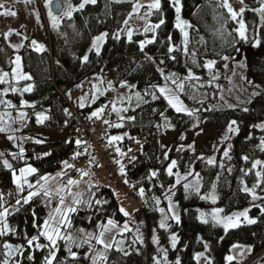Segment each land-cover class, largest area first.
Listing matches in <instances>:
<instances>
[{"label": "trees", "instance_id": "trees-1", "mask_svg": "<svg viewBox=\"0 0 264 264\" xmlns=\"http://www.w3.org/2000/svg\"><path fill=\"white\" fill-rule=\"evenodd\" d=\"M71 1L76 7L81 3V0ZM243 5L244 12L239 17L246 25L245 40L238 37L237 23L231 19L226 9L220 7L219 1L180 0L181 15L191 26L188 27L187 54L184 51L182 33L176 27L175 9L171 0H161V9L154 10L149 19L152 24L163 19L164 24L155 33L133 34L131 42L120 35V31L132 12L133 3L114 0H97L96 4H87L84 9L74 12L72 19L62 18L58 29L48 30V40L44 45L46 50L42 52L34 50L28 41L15 51L0 34V72L9 73L5 78L8 83L0 84V113L9 111L14 118L20 111L27 113L24 120L19 118L13 122L15 139L11 144L12 148L0 146V153L4 154L0 157V211L17 205V210L7 217L10 231L0 236V264L5 259L4 243L23 247V254L17 253L15 256L17 264H44L47 249L29 248L26 237L37 235L38 229L33 225H42L56 206L57 200L40 193L28 204H23V197L32 189L25 186L23 193L19 192L12 179L13 171L30 165L37 169L30 177L33 179L53 173L61 168L62 163L71 161L76 153L74 134H66L63 139L48 140L44 132L55 131L58 135H63L66 130L77 126L76 117L72 113H65L68 105L66 96L92 76L105 73L114 85L131 82L144 96L140 104L126 109L124 119H118L123 127L116 128L114 133L127 132V136L117 142L121 150L136 147L133 151L134 160L126 169V177L139 202L147 230L150 226L157 225L158 205H164L165 197L169 196L180 210L181 221L179 225L160 229L159 242L166 245L170 233H176L179 238L186 240L187 248L181 255V264H194L191 252L203 249L196 243L198 237H202L207 243L208 255L213 264H227L225 257L230 255L234 244L251 246L250 254L259 255L264 261V214L258 206H252L249 212L256 223L241 224L239 228L230 229L227 233L220 226L204 224L198 220V210L204 206L201 196L213 185L218 197L214 207L231 212L248 206L250 196L242 191L244 170L248 169L253 160L264 161V151L259 147L264 135L255 127L264 123V21L253 11L254 0H244ZM104 32L109 35L100 54L96 55L93 50L90 51L92 40ZM153 36L155 42L146 44L141 51L139 43ZM170 45L176 49L172 53L168 52ZM17 55L21 57L22 71L31 75V80L17 82L12 78ZM84 55L89 57L87 62L82 60ZM173 56L175 59L171 58ZM225 56L229 59H223ZM209 60L215 61L219 67L227 63L229 68L234 62L243 61L244 76L258 86V95H254L243 106L226 108L212 107L206 100L192 101L187 85L180 90L178 83L188 71H193L206 80L208 69L204 65ZM173 73L175 76H172ZM165 77L169 79L165 80ZM173 80L176 83H172ZM28 85H33V90L22 92ZM153 86L172 87L193 115L177 113ZM12 88L18 90L13 92ZM4 89H8L6 95L3 94ZM146 92H154L158 98L153 100ZM212 97L210 101L215 100ZM3 101H11L14 107H8ZM21 101L35 107H24ZM107 104L110 105V101L101 97L93 105L79 109L81 113H88L98 105ZM41 112L48 115L49 119L37 123L36 113ZM165 118L172 127L162 126ZM233 120L237 121L234 127H239V133L228 134L229 138L224 139L227 127ZM206 127L215 128L210 140L212 145L209 147L196 148L191 141L172 145L164 141V136L169 131H176L177 135L189 131L197 136ZM177 138L176 140L179 139ZM0 140H8L6 132H0ZM36 140L41 143H35ZM229 144L232 146L231 159L222 154ZM21 147L24 149L23 157L19 155ZM12 154H16L15 158ZM244 156L249 157L247 162L242 159ZM211 157H215L214 165L207 163ZM5 159L12 165L11 169L3 165ZM172 160L177 162L174 172H179L181 177L192 173L178 185L175 183V176L169 177L166 172ZM221 163L223 168L220 167ZM251 169L254 170L252 167ZM152 171H157L158 175L152 177ZM196 173L200 176L199 195L191 189L185 192L183 187L184 183L197 182ZM248 175H244V178L253 183L254 174ZM80 176L81 172L72 167L65 168L61 178L67 181ZM141 188L144 189L143 197L139 194ZM17 199H21L20 204L16 203ZM80 200L82 203L76 205L77 211L69 216L71 226L62 231V234L74 236L77 243L81 244L80 247L73 245L72 248L77 252L78 259L72 261L64 241H58L57 262L92 264L91 256L101 246L95 239L82 243L87 239L86 234H97L99 226L109 219L116 224H122L125 220L114 193L99 180L84 187ZM97 200L101 203L97 204ZM156 200L160 203L157 204ZM79 229H84V233ZM124 237L125 249L117 251L116 247H111L107 250L106 264H152L154 247L151 243L146 246L140 244L131 230ZM40 242L47 244L43 238ZM29 256H32L31 260L28 259ZM232 264L240 263L234 259Z\"/></svg>", "mask_w": 264, "mask_h": 264}, {"label": "rangeland", "instance_id": "rangeland-1", "mask_svg": "<svg viewBox=\"0 0 264 264\" xmlns=\"http://www.w3.org/2000/svg\"><path fill=\"white\" fill-rule=\"evenodd\" d=\"M114 1H117V0H114ZM119 1H130L133 3V5L136 4L137 2H143L145 5H147L150 2V0H119ZM217 1L221 3V0H217ZM70 3L73 6H75L71 0H70ZM230 3L232 4L233 8L237 11L241 7L244 8V5H241L239 3V0H230ZM0 4L3 5V8H0V12L15 11L17 13V15L14 17L0 15V34L5 38V35L9 33V31H11L12 34L8 35L7 38H5V40L13 50L18 51L21 47L17 49V48L12 47V45H23L25 41H28L31 43L32 40H36L38 43L46 45L47 40H48L47 38L48 30L52 28V25L47 16V9L44 7L45 0H31V3H28V4L25 3V0H0ZM260 7H261V4L259 0H254L253 11H255V9H258ZM146 11L147 9L146 7H144V8L139 9L138 14H132V12L130 13L132 14V18L128 20L127 27L133 30V34L151 33V31L147 33H145L144 31L146 22L150 23L149 21L150 16H147V17L145 16ZM255 12L257 16L261 19V15L259 14V12L257 11ZM37 13L39 14V20H37ZM180 17L183 21H186L182 17L181 13H180ZM239 20H241L239 16L237 17V20H234V22L237 23L238 27H239V24H238ZM175 21H176V12H175ZM185 30L188 32L189 30L188 27ZM17 33H19V35H17ZM120 35H123L127 38V28L125 24L120 31ZM24 37H27V39H24ZM183 41H184V36H183ZM93 51L95 52V50ZM244 67H245V64L243 61L234 62L231 68L228 67L227 63L226 64L223 63L222 67H219L217 66V64H215L211 72L209 70L206 71L208 73V78L206 80H203L199 76V74H196L193 71H188L186 75L178 83V87L180 84H183V87L187 85V87L189 88L190 97L192 101L194 102L206 100L210 103L212 107H215V108H226V107H232L236 105L243 106L248 101H250V99H252V97L254 96L253 95L254 92L255 93L259 92L258 86L249 82L244 76ZM189 72H191L195 77H198V79H189L188 78ZM122 83H124L126 86L121 87ZM122 83L118 86L114 85L111 79L109 78L108 74L106 73L102 75H95L91 79H89V81L86 80L85 82H83L82 85H80L78 88H76L74 92H72V94L70 92L66 96V99H68V101L73 103V105L80 108L81 97L84 98V106H91L94 104V102L97 99L103 97L104 100L110 101V104L112 106L111 109H113V105H115L117 109H123V111H119V112L113 111L117 117H123V115L125 116L124 110L128 108H132L140 104L144 100V96L143 94H141L140 91H138L135 88L133 83L131 82H122ZM166 87L169 89V93H168L169 95L177 96L180 99L177 91H175L170 86H166ZM207 87H211V88H207ZM137 93H139V98L137 97ZM72 95H76V96L74 97ZM212 96L215 97L214 101H210V98ZM93 97H95L94 101H93ZM184 106L190 111V109L185 104ZM104 107L105 105H98L92 109V112L97 111L100 108L104 109ZM5 113L10 114V116L5 115L4 116L5 123L0 126H3L6 128L5 132H6L7 138L10 135L14 137L13 122L15 119H19V116L17 114L15 115V118H14L9 111H3L0 113V115H3ZM259 124H262V123H259ZM258 129L261 130L259 127ZM214 132H215V128H212V127H206L202 129L201 133L197 136H194L192 132H189V131L186 133L178 134V135L176 131H169L165 134L164 141L170 145L176 142L191 141L193 142L196 148L209 147L210 145H212L210 143V140L213 137ZM125 133L127 134V132H124V131H116L111 136L125 137L127 136L125 135ZM262 134L264 135V131H262ZM44 135L46 136L48 140L63 139L64 136H66V131L64 132L63 135H58L55 131H46L44 132ZM181 136H183L184 139H181L180 138ZM176 138L178 140H176ZM12 142L13 140H9V139L7 141L0 140V146L10 147ZM113 145L116 146L117 142H114ZM10 148H12V146ZM253 161L249 163L248 169L244 170L243 178L241 180L242 187L246 184L249 188H252V186L257 183V177L255 176V173L256 171H261L262 169L258 166L256 169L252 170L251 167H252ZM69 164H71V161L69 162ZM27 166H24V167H27ZM64 169H65V165L64 163H62L61 168L53 173H47L43 176L35 177L33 179H30L31 175L27 177L28 181L34 185V188H32L31 191L39 190L41 194H44V190L46 189L50 193L49 196L57 200L56 206L49 214L56 216L57 220H59V216L56 214L55 209L57 207H60L61 211H66L68 207H76V205L73 204V201L74 199L80 200V196H81V193L84 187L87 186L89 183H92L93 181L99 180L104 186L109 187L112 190V192L115 195L116 200L118 201L119 209L123 208L125 209V211L129 213L128 216H125V220L122 224H116L117 227L115 228L108 226V230L104 232V235L102 237L104 242L107 244H111L112 247H116V248L119 247L121 249H125L126 244H125L124 234L127 231L131 230L132 235L136 237V239L139 241L140 244H143L144 246H146L149 243H151L153 245L154 252H153V257H152V260H153L152 264H155L156 260H159L161 264H175L177 259H179L181 262V255L183 251L187 248V242L186 240H182V238H179L176 233L169 234L168 243L166 245L160 244V242L153 243L154 235L157 237L159 241L158 231L160 229H167L171 227L172 225L180 224V222L176 223L175 220L171 219L172 213L168 211L169 199H171L169 196L165 197L164 205L162 204L158 205L159 219H158L157 225L150 226L149 230H147L145 220H143L142 218H139V219L131 218L132 213L136 209L134 203L128 198L127 195H125V193L119 187L112 185L108 177V174L104 168H98V172H99L98 178L93 177L91 170L85 171L88 173L87 176H83V177L80 176L79 178H71L73 180L78 181V183L75 185H68L67 184L68 180L67 181L62 180L61 177H62ZM15 173L17 176H19V170L15 171ZM250 173L254 174V178H253L254 181L252 180L253 183H249L246 180V178H244V175L249 176L248 174ZM44 176L48 177L47 181L41 179V177H44ZM12 179H13V175H12ZM37 181H39V183H37ZM25 186L28 187L27 185ZM41 186H43V188ZM61 188H63L64 191L58 192V189H61ZM212 190L213 189L211 187L209 191L204 193L203 195L210 194ZM256 192L259 196L264 197V182H261L260 187L256 189ZM215 195L217 196L216 189H215ZM61 196L64 197L63 205L60 204ZM201 200L204 206L203 208H200L198 210V220L199 221H200L199 219L200 212L210 214L212 209L216 208L213 206L214 204H212L210 200H205V199H201ZM260 205H264V200L253 201L250 196V202L248 206H244L242 208H239L231 212L224 211L222 215L242 211L243 209L251 208L252 206L259 207ZM172 208L174 209V212L180 217V210L177 204L174 203L173 201H172ZM7 209L9 212L8 214L9 216L10 214H12L13 212L17 210V205L14 204L8 207ZM160 209H164V212L161 213ZM49 214L47 215L46 219L49 217ZM70 214L71 213H68V216H70ZM161 220L166 221L168 225L167 228L160 227ZM209 220H210V217H209ZM107 221L103 225H107ZM209 223H212L211 220ZM125 224L128 225V230H124L123 226ZM242 224H247V223L243 222ZM101 231L102 229L100 228L97 231V234H93V235L98 236ZM173 234H175L179 240V243L177 244L175 249L172 248L171 241H170V236ZM196 243L201 245L203 249L200 251L191 250L194 264H197L195 260V256L197 253H204V255L210 259L208 255V248L207 250L204 248V244L206 243L205 240L202 237H198L196 240ZM13 246H17V245H13ZM100 246L101 248L98 251H104L102 245ZM161 250H164L167 252V262L164 261L163 251ZM231 250L232 251L230 255H233L234 257H236L235 260L239 262L240 264H250V263L251 264L252 263L264 264V261L261 260L259 255L252 256L250 253H246L245 255L240 256L236 250H233L232 248ZM16 254H17L16 252H13L11 257H7V259L9 260V264H17V261H14ZM3 261H2V264H3ZM201 264H206V261L202 259Z\"/></svg>", "mask_w": 264, "mask_h": 264}, {"label": "snow or ice", "instance_id": "snow-or-ice-1", "mask_svg": "<svg viewBox=\"0 0 264 264\" xmlns=\"http://www.w3.org/2000/svg\"><path fill=\"white\" fill-rule=\"evenodd\" d=\"M117 2H119V0H117ZM172 4L175 7V12H176V27L181 31V33L184 36V44H185V54H187V44H188V32L185 30L187 27H191L190 25H188V23L186 21H183L180 17V13H181V7H180V0H171ZM261 7L258 9H255V11L259 12V14L261 15V19L262 21H264V0H259ZM25 3H31V0H25ZM54 3V0H45V4L44 7L47 9V16L48 19L52 25V28L58 29L61 23L62 18L67 17L69 20L72 19V15L74 12L79 11L84 9L85 5L87 4H96L97 0H81V3H79L78 7L73 6L70 3V0H60L59 3H57V12L53 11L52 5ZM239 3L241 5L244 4V0H239ZM146 7L147 11L145 12V16H151L153 11H159L161 9V0H150V2L145 5L143 2H137L136 4L133 5V9H132V14H138L139 9L140 8H144ZM220 7L224 8L227 10L229 16L231 17L232 20H237V17L239 15H242L244 12V8L241 7L238 11L235 10L232 6V4L230 3V0H221L220 3ZM0 8H3V5L0 4ZM132 14L129 15L128 19H126L124 21V24L127 28V38L128 41L131 42L132 41V37H133V30L131 28H128V20L132 18ZM0 15H4V16H16L17 13L15 11H3L0 12ZM37 20H39V14L37 13ZM164 24V20L160 19L159 23L156 24H150L146 22V26L144 28L145 33L147 32H153L155 33V31L157 29H159L161 27V25ZM239 27L236 29L239 37L241 40H245L247 39L246 37V25L244 23L243 20H239L238 21ZM11 31H9V33H7L5 35V38H7L8 35H11ZM17 35H19V33H17ZM109 34L107 32L101 33L100 35L96 36L93 40H92V46H91V50H95L96 55L100 54V50H101V46L103 44V42L105 41L106 37ZM24 39H27V37H24ZM169 41H171V37H169ZM155 42V37L153 36L152 38H149L145 41H141L139 43V48L141 51L144 50L145 45L146 44H152ZM258 43V41H257ZM31 44L34 48V50L38 51V52H42L45 51V46L43 44L38 43L36 40H32ZM12 47L14 48H19L22 47V45H12ZM176 49L174 48V46H169L168 47V52L172 53L174 52ZM172 59H175V57H171ZM89 59V57L87 55H84L82 57L83 62H87ZM148 59H151V57H148ZM223 59L228 60L229 57L225 56L223 57ZM161 63H163V61H161ZM15 68L13 70V72L11 73L12 77L19 82L20 80H31L32 77L29 74H26L22 71V65H21V57L19 55H17L15 57ZM215 65V61L209 60L207 61V63L204 65V67H206L210 72L212 71L213 67ZM9 76V73L7 72H0V84H4V83H8V81L5 79L6 77ZM172 76H175V74L173 73ZM188 78L189 79H198V77H195L191 72H189L188 74ZM215 78V77H213ZM169 79V77H165V80ZM172 83H176L175 80L172 81ZM126 85L124 83L121 84V87H125ZM134 87V86H133ZM154 88H156V90L159 92V95L162 96L166 101L167 104L169 106H171L177 113H185L186 115L192 116L193 113L191 111H189L183 104V102L174 95H169V89L166 86H153ZM180 89H183V84L179 85ZM18 89L16 88H12L13 92H16ZM33 90V85H28L27 87L23 88L21 91L22 92H31ZM8 92V89H4V95H6ZM147 95H151L153 100H156L158 97L157 95L153 92V93H147ZM253 95H258V93H253ZM137 97L139 98V93H137ZM95 100V97H93V101ZM3 103L7 104L8 107H14V105L11 104V101H3ZM21 105L24 107H35V105H29L24 101H21ZM80 107L83 108L84 107V98L81 97V102H80ZM114 112H119V111H123V109H117L115 107V105H113V109ZM245 111H247L248 109H244ZM104 111L103 108L98 109L97 111H94L93 113H91V116L89 117V119H91L92 117H96L97 119L100 117L101 113ZM65 113L70 115V113H68V110L65 109ZM5 115H9L8 113H5L3 115H0V125H3L5 123L4 120V116ZM163 115V114H161ZM18 116L21 120H24L27 116V113L20 111L18 113ZM49 116L44 114V113H36V122L37 123H43L44 121L48 120ZM124 117H121V120H123ZM129 119H134V118H129ZM105 123H109L108 121H105ZM235 125H237V121L233 120L231 121V123L228 125L227 127V132L226 135L224 137V139H228V134L231 133H239V127H234ZM161 125H158V127H160ZM165 128H169L172 127V125L167 121V118H165V123L162 125ZM114 127L116 128H121L123 127L122 123H116L114 125ZM255 127H259L262 131H264V123L259 124V125H255ZM6 128L3 126H0V132H5ZM125 135H127L125 133ZM123 136H111L108 140V144L111 145L114 142H118L123 140ZM181 139H184L183 136L180 137ZM9 140H13L15 139V137L13 136H8ZM35 143H41L40 140H36L34 141ZM137 143H139V141H137ZM76 144L79 146L81 144L80 140L76 141ZM231 145H228V149L225 150L223 152V156L231 159L230 157V149H231ZM260 150L264 151V138H261L260 140V144H259ZM117 153L119 155H125V153H123L121 151V149L119 147H117L116 149ZM129 151H131V149H129ZM4 154L0 153V157H2ZM13 158H15L16 154H12ZM20 157H23L24 155V149L21 147L20 148V152H19ZM80 153H76L75 156L73 157V159H75L76 156H79ZM167 154H165V159H167ZM242 159L247 162L249 160L248 156H244L242 157ZM117 163H119V161H117ZM207 163L209 165H214L216 163L215 157H211L208 158ZM3 165L6 168L11 169L12 165L9 163V161L7 159L3 160ZM65 168H72L74 167V165L69 164L67 161L64 162ZM260 167L262 170L261 171H256L255 176L257 177V183L254 184L252 186V188H249L246 184L243 186L242 191L247 193L249 196H251L253 201L256 200H264V197H261L257 194L256 189L260 187L261 182H264V161H261L259 159L255 160L252 162V168L256 169L257 167ZM177 167V162L175 160H172L170 162V164L167 166L166 168V172L167 175L169 177H173L175 176V183L178 185L181 183V180H187L188 176L191 175L192 173H186L183 177H181L179 172H174V169ZM220 167L223 168L224 165L223 163L220 164ZM37 169H35L32 166H27V167H22L19 169V176L16 175L15 171H13V181L16 184V188L19 190V192L23 193L25 185L28 186L29 189L34 188V185L31 184L27 177L36 173ZM229 171H231V169H229ZM120 172L121 175L125 174L124 171V167L121 166L120 168ZM247 174V173H246ZM88 173L87 172H81V176H87ZM158 175L157 171H152L151 172V176L152 177H156ZM197 177V182L195 184L192 183H184L183 187L185 189V192H188L190 189L193 190L197 195L200 194V184H199V173L195 174ZM42 180L47 181L48 177L44 176L41 177ZM127 182V181H125ZM37 183H39V181H37ZM78 181L77 180H73V179H69L67 181L68 185H75L77 184ZM43 188V186H41ZM212 192L208 195H203L201 196V199H205V200H210L212 204H216L217 203V199L218 197L215 195V185L212 186ZM64 191L63 188L58 189V192H62ZM169 191H171V188H169ZM139 194L143 197L144 195V189L141 188L139 191ZM40 195V191L39 190H35V191H29L28 195L26 197H23L22 202L23 204H28L33 197ZM44 195L45 196H49L50 193L45 189L44 190ZM17 204L21 203V199H17L16 201ZM64 203V197L61 196L60 197V204L63 205ZM80 203H82L81 200L79 199H74L73 204L74 205H79ZM97 204H100L101 201L97 200L96 201ZM156 203L159 204L160 201L156 200ZM260 212L262 214H264V205H260ZM77 211L76 207H68L66 211H61L60 207H57L55 209L56 214L59 216V220H57L56 216H53L52 214H49V217L47 219H45L42 223V225L40 224H34L33 226L35 228L38 229V233L37 235H33L30 237H26V241H27V245L29 248H36L39 250L42 249H47L48 254L44 257V264H54V262H57V252L59 251V247H58V241H64L65 244V248L66 251L68 252L70 258L72 261H76L78 259V254L77 252L73 251V245H75L76 247H80L81 244L77 243V240L74 236L70 235V234H62V231L64 228L66 227H70L71 226V221L69 219L68 213H73ZM161 213L164 212V209H160ZM169 212L172 213L171 219L175 220L176 223L180 222V217L179 215H177L174 212V209L172 208V201L171 199H169ZM224 209L223 208H213L210 214H206L204 212H200L199 215V219L201 223L204 224H208L211 220V222L214 225H218L221 226L224 231L227 233L228 230L230 229H235V228H239L241 226V224L243 222H246L248 224H254L256 223V219L251 218L249 216V212L251 211L250 208H245L242 211H238V212H233L231 214H225L222 215V213H224ZM120 212H122L124 214V216H128L129 213L127 211H125V209L121 208ZM9 212L8 209L5 208L3 209V211H0V236L5 235L7 232L10 231L9 225L7 223V216H8ZM210 217V220H209ZM108 226H111L113 228L117 227L116 223L109 219L107 221V225H100L99 227L102 229V231L100 232V234L98 236H93V234L91 233H87V239L83 240L82 243H88L90 240L95 239L96 243L99 245H102L104 251H94V254L91 256V260H92V264H106L107 262V255L106 252L107 250L111 249L112 245L111 244H107L104 242V240L102 239L104 232L108 230ZM160 227L161 228H167L168 225L166 223L165 220H161L160 222ZM124 230H128V225L125 224L123 226ZM79 231L81 233H84V229H79ZM41 238H43L44 240L47 241V244H42L40 242ZM170 241H171V245L172 248L175 249L177 244L179 243L178 237L173 234L170 236ZM142 242V241H141ZM153 243H159L157 237L154 235L153 236ZM91 247V245H90ZM3 248L5 249V257L6 259L3 261V264H9V260L7 259V257H11L13 252H16L20 255L23 254V247L22 246H13L10 243H4ZM204 248L207 250L208 245L207 243L204 244ZM233 250H236L238 252V254L240 256L245 255L246 253H250L252 251L251 246H242L239 244H234L232 246ZM117 251H122L121 248H117ZM163 251V259L165 262H167V252L164 250ZM236 257H234L233 255H228L225 257V260L227 261V264H232V261L235 259ZM29 260L32 259V256L28 257ZM202 259L204 261H206V264H213L212 260L209 259L208 257H206L204 255V253H197L195 256V260L197 262V264H201ZM57 264H64V262H57ZM155 264H161V262L159 260L155 261ZM175 264H181L180 260L177 259Z\"/></svg>", "mask_w": 264, "mask_h": 264}, {"label": "built area", "instance_id": "built-area-1", "mask_svg": "<svg viewBox=\"0 0 264 264\" xmlns=\"http://www.w3.org/2000/svg\"><path fill=\"white\" fill-rule=\"evenodd\" d=\"M68 113H72L77 121V126L69 129V134H74L75 141L80 140L81 144H76V153H80L75 159H71V165L78 170H91L94 178L99 177L98 168H104L113 186L119 187L135 203L133 187L126 177V169L134 160V150H121L125 155H119L117 147L108 144L111 133L116 127L115 116L110 108L105 107L101 116L97 119L91 116V112L81 113L74 105L67 107ZM108 121L109 123H105ZM119 161V163H117ZM124 167L125 174L121 175L120 168ZM127 181V182H125ZM136 212L133 218L142 217L139 205L136 203Z\"/></svg>", "mask_w": 264, "mask_h": 264}, {"label": "water", "instance_id": "water-1", "mask_svg": "<svg viewBox=\"0 0 264 264\" xmlns=\"http://www.w3.org/2000/svg\"><path fill=\"white\" fill-rule=\"evenodd\" d=\"M59 2H60V0H54V3L52 5V8H53V11L54 12H57L58 11V9H57V3H59Z\"/></svg>", "mask_w": 264, "mask_h": 264}, {"label": "crops", "instance_id": "crops-1", "mask_svg": "<svg viewBox=\"0 0 264 264\" xmlns=\"http://www.w3.org/2000/svg\"><path fill=\"white\" fill-rule=\"evenodd\" d=\"M91 78H92V77H91ZM91 78H90V79H91ZM87 81H89V79H88ZM81 85H82V84H81ZM79 86H80V85H79ZM75 90H76V89H75ZM75 90L71 91V94H72V92H74ZM72 96L75 97L76 95H72Z\"/></svg>", "mask_w": 264, "mask_h": 264}]
</instances>
